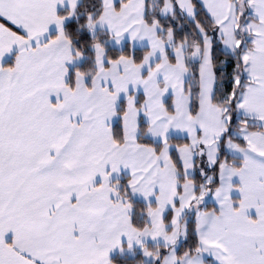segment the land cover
<instances>
[{
  "label": "snow or ice",
  "instance_id": "snow-or-ice-1",
  "mask_svg": "<svg viewBox=\"0 0 264 264\" xmlns=\"http://www.w3.org/2000/svg\"><path fill=\"white\" fill-rule=\"evenodd\" d=\"M0 264H264V0H0Z\"/></svg>",
  "mask_w": 264,
  "mask_h": 264
}]
</instances>
